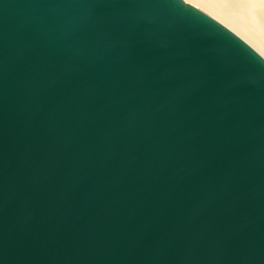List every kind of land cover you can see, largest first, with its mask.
Instances as JSON below:
<instances>
[{
    "label": "water",
    "instance_id": "water-1",
    "mask_svg": "<svg viewBox=\"0 0 264 264\" xmlns=\"http://www.w3.org/2000/svg\"><path fill=\"white\" fill-rule=\"evenodd\" d=\"M0 264H264V59L183 0H0Z\"/></svg>",
    "mask_w": 264,
    "mask_h": 264
},
{
    "label": "bare ground",
    "instance_id": "bare-ground-1",
    "mask_svg": "<svg viewBox=\"0 0 264 264\" xmlns=\"http://www.w3.org/2000/svg\"><path fill=\"white\" fill-rule=\"evenodd\" d=\"M206 13L264 59V0H183Z\"/></svg>",
    "mask_w": 264,
    "mask_h": 264
}]
</instances>
